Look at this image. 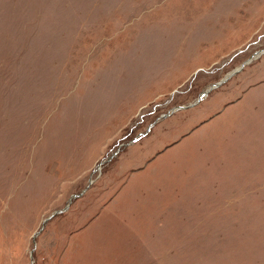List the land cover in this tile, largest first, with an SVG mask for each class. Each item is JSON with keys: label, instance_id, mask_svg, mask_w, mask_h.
Returning a JSON list of instances; mask_svg holds the SVG:
<instances>
[{"label": "rangeland", "instance_id": "1", "mask_svg": "<svg viewBox=\"0 0 264 264\" xmlns=\"http://www.w3.org/2000/svg\"><path fill=\"white\" fill-rule=\"evenodd\" d=\"M262 50L264 0H0V264H264V53L153 124Z\"/></svg>", "mask_w": 264, "mask_h": 264}, {"label": "water", "instance_id": "2", "mask_svg": "<svg viewBox=\"0 0 264 264\" xmlns=\"http://www.w3.org/2000/svg\"><path fill=\"white\" fill-rule=\"evenodd\" d=\"M264 53V50L260 51V52H257L254 56L250 57L246 62H244L240 67H238L237 69H234L233 71H231L230 73H228L222 80H220L219 82L217 83H214L212 84L211 86H209L205 91H203L202 93H200L197 97V99L193 102V103H190L186 106H177L175 108H172L170 109L166 114H163L159 117V119H157L153 124H155L157 121L161 120V119H165L169 116H171L173 113L179 111V110H184V109H189L193 106H195L196 104H198L202 98L209 92L211 91L212 89L214 88H217L219 87L220 85H222L225 81L228 80V78H230L232 75H235L237 74L246 64H249L253 59L257 58L260 54H263ZM153 124L150 126L152 127ZM138 138L134 139V141H136ZM72 198H76L74 195L72 196ZM64 211V209L62 210H58V211H55L53 212L52 214H50L47 218H45L43 221H42V225L41 227L39 228V231L36 232L33 236V240H35V238L37 237V235L42 231V229L44 228L45 224L52 218L54 217L55 215L59 214V213H62ZM32 264V262H31Z\"/></svg>", "mask_w": 264, "mask_h": 264}]
</instances>
